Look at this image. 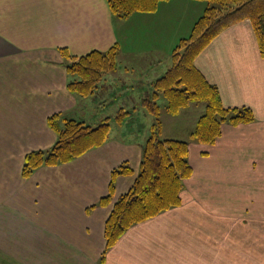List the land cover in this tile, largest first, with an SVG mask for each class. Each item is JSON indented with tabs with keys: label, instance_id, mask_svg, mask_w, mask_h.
<instances>
[{
	"label": "crops",
	"instance_id": "crops-1",
	"mask_svg": "<svg viewBox=\"0 0 264 264\" xmlns=\"http://www.w3.org/2000/svg\"><path fill=\"white\" fill-rule=\"evenodd\" d=\"M204 7L203 0H163L122 19L107 0H0V264H264V217L255 215L264 214V53L249 19L219 32L195 66L225 106L247 105L254 120L223 123L211 145L191 142L181 203L134 223L105 249V221L138 174L153 121L147 117L141 133L130 114ZM114 44L118 67L98 83L92 95L101 97L89 111L88 96L67 87L78 76L61 49L82 55ZM120 107L130 113L111 122L104 143L23 175L26 153L56 141L49 116L96 125ZM197 107L188 117L163 115L161 136L188 139ZM125 162L132 173L116 176L110 201L100 204L112 170Z\"/></svg>",
	"mask_w": 264,
	"mask_h": 264
},
{
	"label": "trees",
	"instance_id": "trees-1",
	"mask_svg": "<svg viewBox=\"0 0 264 264\" xmlns=\"http://www.w3.org/2000/svg\"><path fill=\"white\" fill-rule=\"evenodd\" d=\"M163 0H107L117 16L135 11H153ZM205 7L195 20L188 35L180 38L172 50V63L168 70L152 82L153 91L144 97L140 105L152 116L149 135L146 138L137 176L129 189L112 204L105 221V249L134 223L143 221L159 212L181 203L183 182L192 174L188 161L191 142L211 145L221 134L223 123L237 125L254 120L252 109L247 105L225 106L218 87L210 83L195 66L194 60L201 50L226 27L249 19L259 47L264 53V0H203ZM117 45L106 51L92 50L82 55H72L63 48L68 71L78 78L67 85L71 92L90 95L96 89L103 74L115 68ZM162 95L169 114H178L190 103L204 106L189 139L163 138L160 106L157 96ZM130 112L120 110L115 116L122 122ZM49 125L57 134L56 141L47 149L31 150L25 155L22 172L29 176L42 165L67 162L107 140L109 118L96 125L61 116L55 113L48 118ZM132 173L125 162L112 170L109 194L99 203L106 204L114 188V178Z\"/></svg>",
	"mask_w": 264,
	"mask_h": 264
},
{
	"label": "rangeland",
	"instance_id": "rangeland-1",
	"mask_svg": "<svg viewBox=\"0 0 264 264\" xmlns=\"http://www.w3.org/2000/svg\"><path fill=\"white\" fill-rule=\"evenodd\" d=\"M154 11V10H153ZM135 12H152V11H135ZM133 13V12H132ZM115 16H117L115 13H113ZM130 14L131 13H129V14H127L126 16H117V17H119V18H122V19H124V18H127V17H129L130 16ZM184 37V36H183ZM182 38V37H181ZM178 42V41H177ZM176 45V44H175ZM175 45H173L172 47H171V53H170V64H169V66L171 65V63H172V50L174 49V47H175ZM118 54H119V45H117V51H116V54H115V68L113 69V70H110V71H107V72H105L104 74H103V76L101 77V80L103 79V77L105 76V75H107V73H110V72H115V69H116V67H118L117 66V61H119V58H118ZM194 63H195V60H194ZM169 66L164 70V73L168 70V68H169ZM100 80V81H101ZM99 81V82H100ZM95 91V90H94ZM104 92H106V91H104L103 90V94H102V96H103V100L105 99V98H107V100L106 101H104V106H105V108L106 109H112L111 108V105L112 104H110V96L108 97V95H107V93H104ZM93 93V92H92ZM92 93H91V95H87L88 96V101H87V103H88V106H89V111H92L93 110V108H94V105H93V103L95 104L96 103V101H98V99L101 97V95L99 94V92L97 91V93H95L94 95H92ZM157 102H158V104H159V106H160V117H161V122H162V117H163V115H165V114H167V115H170V116H176V115H178V114H181V117H183V116H185V117H188L189 115H190V110H192L193 108H191L190 110H188V111H184L185 109H187L188 108V106L189 105H194L193 107H194V109H193V111H196V112H198V111H201V108L200 107H197V105H199V104H202V103H200V102H195V103H190L189 105H187V106H185V107H183V108H181L180 109V111L178 112V114H175V115H173V114H169V112H167V109L165 108V104H166V100H165V98L162 96V95H158L157 96ZM96 105V104H95ZM98 106V105H97ZM202 106H203V104H202ZM197 107V108H196ZM127 110L126 108H124V107H120L115 113L114 112H112V113H110L111 114V117H107V116H105L101 121H103V120H105V119H107V118H109V124H110V129H111V122H113V121H116L115 120V116H116V114H117V112L118 111H120V110ZM142 109V110H141ZM128 111V110H127ZM203 111H204V106H203V108H202V112H200V114L201 113H203ZM200 114H196V117H195V119H194V121H193V124H192V126H191V128H190V130L188 131L189 133L187 134V138L189 139V136H190V134H191V132H192V130H193V128H194V126H195V123H196V121H197V119H198V117L200 116ZM130 116L132 117V119H133V122L132 123H134V124H132L131 125V127H134V129H135V125H136V127L140 130V132L142 133L143 131H144V129H145V125H146V121H147V117H150L151 115L145 110V108L144 107H142V106H140V108H137V111H135V112H131V114H130ZM152 117V116H151ZM128 119V118H127ZM126 119V121H128ZM100 121V122H101ZM99 122V123H100ZM117 122V121H116ZM119 123V122H118ZM113 125V124H112ZM110 129H109V133H110ZM148 132V131H147ZM109 133H108V136H109ZM162 134V133H161ZM108 138V137H107ZM195 143H197V142H195ZM198 144H200V143H198ZM201 145H203V144H201ZM203 146H206V145H203ZM261 209H264V208H261ZM255 211H257V210H255ZM248 214H254V212L253 213H248ZM255 215H257V216H261V217H264V214H255ZM263 263H264V259H263Z\"/></svg>",
	"mask_w": 264,
	"mask_h": 264
}]
</instances>
